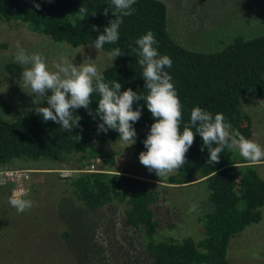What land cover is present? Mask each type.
Wrapping results in <instances>:
<instances>
[{"label": "trees", "instance_id": "1", "mask_svg": "<svg viewBox=\"0 0 264 264\" xmlns=\"http://www.w3.org/2000/svg\"><path fill=\"white\" fill-rule=\"evenodd\" d=\"M108 3L109 0H0V19L23 23L33 33L43 35L55 44L78 48L92 45L109 21L115 19L111 11L104 15V9L109 8ZM36 4L40 7H35ZM82 6L88 11L87 17L78 12ZM132 7L134 13L123 17L118 42L105 44L102 48L110 52L118 47L123 53L102 71L105 82L117 80L121 83V92L131 88L139 94H146L142 68L137 63L139 57L130 46L135 47L134 41L150 30L158 42L159 53L172 60L171 68L165 71L171 75L183 106L181 131L189 123L190 111L200 107L213 114L222 113L232 129L247 138L250 119L241 107L240 98L251 93L264 99V34L251 39L234 37L221 51L194 52L170 37L167 8L162 1L136 0ZM93 27L100 32L93 31ZM5 71L19 76L22 70L15 64H8ZM98 99L99 95L93 93L89 106L93 113ZM0 105L6 107L1 98ZM137 107L142 114L133 127L138 133L134 148L139 157L140 152L146 151L143 140L154 120L143 101L133 105L134 110ZM75 114L81 119L79 127H74L72 132L64 131L51 120L43 121L35 111H19L12 119L0 116V169L19 161L68 163L76 154L82 157L93 155L95 144L120 140L115 130L98 133L97 125L102 121L89 115L88 110L79 108ZM202 146L199 133L194 131V142L186 153L187 162L176 171L177 179L167 182L185 185L196 178L200 180L197 184L207 193L208 201L213 204V210L200 218L204 237L198 242L191 238L154 239L158 222L152 207L159 199V192L147 181L107 171L84 172L65 181H68L75 199L89 211L95 212L114 201L126 203V224L142 230L145 252L151 264H229L227 250L231 240L247 226L261 220L264 182L252 166L233 163L227 148L221 152L218 163L208 164V152L206 149L201 151ZM107 161L113 162L111 157ZM11 188L9 184L0 185V202L3 196V204L7 207L6 195ZM12 227V232L17 231L18 224H12ZM9 242L11 244L1 245V254L13 248L15 241ZM0 264L15 263L3 260Z\"/></svg>", "mask_w": 264, "mask_h": 264}, {"label": "rangeland", "instance_id": "2", "mask_svg": "<svg viewBox=\"0 0 264 264\" xmlns=\"http://www.w3.org/2000/svg\"><path fill=\"white\" fill-rule=\"evenodd\" d=\"M160 1L167 8L170 37L190 51L217 52L227 47L234 37L251 39L264 34V0ZM17 42L29 54H42L50 71H55V64L63 58L71 60L74 66L94 63L101 72L113 63L109 52L96 50L92 45L72 48L66 44H55L49 38L33 33L23 23L0 19V98L6 103L5 108L0 105L3 119H12L22 110L35 111L36 107L48 106L46 100L37 103L39 97L23 87L21 74L24 66L14 60L18 51ZM8 64L19 66L21 74H8L5 71ZM240 102L250 119L247 138L264 148V99L245 93ZM136 134L135 141L138 138ZM135 143L126 146L120 139L113 143L95 144L93 155L82 157L76 154L68 163L19 161L0 169V182L6 180V184H9L6 172L29 171L28 180L21 182L20 187L11 184L12 188L6 195L8 204L10 197L22 190L27 191L29 195L26 198L33 201L30 210L19 213L10 204L5 206L2 196L0 262L151 264L145 252L146 241L142 230L126 224V203L114 201L92 212L72 195L71 187L65 180L93 171L139 178L156 188L159 199L152 207L158 222L155 240H202L204 228L200 218L213 210V204L208 201L203 187L197 184L200 180L193 178L191 183L185 185L168 184L170 179H177V172L161 177L154 171L149 172L139 162ZM229 153L233 163L252 166L264 182V160L251 162L241 157L238 151L229 150ZM109 157L112 163H108ZM66 171L69 172L65 177L63 172ZM193 205L196 208L190 211ZM260 211L261 220L247 226L231 240L227 250L229 264H264V206ZM12 224H18L15 233L12 232ZM9 240L15 241L13 248L1 254V245L11 244Z\"/></svg>", "mask_w": 264, "mask_h": 264}, {"label": "clouds", "instance_id": "3", "mask_svg": "<svg viewBox=\"0 0 264 264\" xmlns=\"http://www.w3.org/2000/svg\"><path fill=\"white\" fill-rule=\"evenodd\" d=\"M135 3L136 0H109V8L104 9V15L107 16L111 11L115 19L110 20L102 34L96 36L92 43L96 50L102 49L105 44L118 42L123 17L134 13L132 6ZM35 7L39 8L40 5L36 4ZM78 12L84 17L88 16L84 6ZM92 30L100 32L96 27ZM157 43L154 33L149 30L134 41L135 47L130 46L131 51L139 57L137 63L142 68L146 94H139L131 88L121 92V83L117 80L105 82L103 73L94 63L74 66L71 60L63 58L55 64V71H50L42 54H29L20 47L19 42L14 60L24 66L21 74L23 87L29 89L30 94L39 97L37 103L47 101V107L35 108L36 114L43 121L58 123L66 132L79 127L81 117L75 114V110L83 108L89 111V115L99 117L102 121L97 125L98 133L115 130L125 145L131 146L136 142L137 135L133 124L142 114L140 108L134 110L133 105L143 101L154 122L143 140L146 151L140 152L138 158L149 172L154 171L158 177L171 174L185 165L186 153L194 142V131L202 139L201 151L207 150V163L210 165L219 162L220 154L225 148L238 151L241 157L251 162L264 160V148L238 130L232 129L222 113L213 114L194 107L190 111L189 123L181 131L183 106L171 75L165 71L166 68H171L172 60L159 53ZM121 55L123 53L118 47L109 52L111 61ZM48 92L51 94L46 95ZM93 93L99 95L94 113L89 108ZM28 195L27 191H18L10 197L9 204L17 212L24 213L33 206V201L26 198ZM195 208V205L191 206L190 211Z\"/></svg>", "mask_w": 264, "mask_h": 264}, {"label": "built area", "instance_id": "4", "mask_svg": "<svg viewBox=\"0 0 264 264\" xmlns=\"http://www.w3.org/2000/svg\"><path fill=\"white\" fill-rule=\"evenodd\" d=\"M69 171L63 172L65 173L63 176H67L66 173H68ZM29 171H9L6 172L5 175H7L8 180H9V184H15L16 186L20 187L21 186V182L23 181H27L29 176H28ZM8 181L4 180L2 182H0V185H4L6 184Z\"/></svg>", "mask_w": 264, "mask_h": 264}]
</instances>
